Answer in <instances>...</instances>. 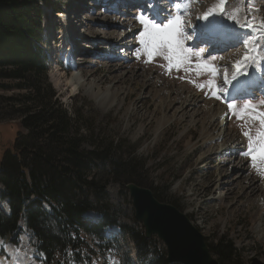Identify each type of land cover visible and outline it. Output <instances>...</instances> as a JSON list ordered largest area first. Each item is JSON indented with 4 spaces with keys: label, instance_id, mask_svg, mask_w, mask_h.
I'll return each instance as SVG.
<instances>
[{
    "label": "rangeland",
    "instance_id": "obj_1",
    "mask_svg": "<svg viewBox=\"0 0 264 264\" xmlns=\"http://www.w3.org/2000/svg\"><path fill=\"white\" fill-rule=\"evenodd\" d=\"M51 1L55 9L46 10V19L43 22V48L48 61L51 60L47 62L50 71L48 79L59 94L60 100L68 107L70 105L74 107L77 104V108L80 107V101L85 100L90 111L88 114L94 122L95 136L103 140L105 145L111 142L120 143L123 159L133 160L136 164V171L145 185L139 187L151 190L155 197L157 195L161 199V202L176 207L186 215L205 238L206 244L210 245L222 236H229V240L240 254L238 264H264V165L260 166L259 163L249 161L247 152H249L250 142L244 135L248 132L255 141L258 134L264 131L259 121L252 119L253 115L264 112V101H243L241 104H236L240 106H237L235 111L228 112L223 93L225 87L221 82L223 78L201 68L192 72L193 66H196L194 59L200 57L196 55V52L188 54V61L178 71L174 66L170 68L168 61L161 57L163 55L150 59L140 43V33L144 30V26L137 20L140 7L133 0ZM209 1H193L192 24L184 26V29L193 27L196 31L198 21L203 15L202 12L198 17L195 15L200 8H207L203 12L208 13L212 7ZM226 1L232 2L237 7L243 0ZM255 2L262 5L264 0ZM169 5L171 7L172 3ZM80 8L82 12L79 11ZM246 9L248 12H245ZM55 11H60L61 14L56 15ZM168 12H171V9ZM73 14L75 18L72 19ZM240 14L251 26H256V29L252 28V33L262 31V25L257 28L260 26V21L251 15L255 14L252 10L244 8ZM63 15H67V22L69 20L72 22L74 19L80 22L77 27L76 48L75 45L67 44L62 36L60 38V32H63L65 27L59 25L60 19L65 18ZM107 22L116 25L111 26L112 32L106 31ZM87 26L97 28L102 36L89 38ZM113 32L118 37L114 44L109 42L105 45L99 41H106L104 39L106 34ZM195 37L199 46H203L206 42L199 41V31ZM60 40L65 42L67 47L64 57L61 55ZM95 40L100 43L92 42ZM186 40L191 41V38ZM233 48L240 50L241 45L230 49ZM192 49L197 50L194 47ZM259 50H263L262 47H259ZM263 52L264 50L261 51ZM213 56L216 55L210 54L212 59L205 61L204 64L216 68L221 57ZM97 63L100 65L96 66V71L98 68L106 72L114 66L117 70L122 69L121 74L126 78L132 74H138L137 81L128 83L133 90L132 94L128 95L130 90H127L128 86L124 84L116 85L117 90H114L116 88L111 90L113 83L101 84L99 88L102 91L109 89L111 92H119L112 107H102L95 97V93L99 92L98 87L91 92L90 85L77 88L69 83L74 71L69 72V70L72 67L76 68L77 65L76 72L86 71L88 79L99 81L102 77L101 72L94 74V65ZM171 72L172 74H169ZM147 76L150 77V81L146 79ZM218 84L223 86L220 89L223 94L221 99L217 97L220 94ZM213 88L214 90L211 91ZM215 88L218 89V95L215 94ZM122 90L127 93L120 95ZM178 91H182L183 94L180 96L185 99L191 96L196 97L200 102L199 109H196L201 114L198 123L188 124L190 117H182V115L175 117L174 111L180 107L179 105L166 114L162 113L163 109L160 108L162 100L172 92L178 94ZM255 96L260 95L255 94ZM184 98L182 100H185ZM246 104L251 108L245 109ZM214 107L222 109L221 114L226 115V122L220 119L221 114L217 116L216 112L209 113ZM228 110L230 111L231 108L228 107ZM208 117H215L216 126L220 125L226 136L223 140H227V143L223 140H213L216 126L207 128L208 122L205 123V120L207 121ZM223 123L227 125L222 126ZM19 131V122L8 119L6 113L0 112V162L5 151L13 147ZM216 144L225 145L224 149L235 147L222 152L227 160L223 166H219V161L212 162L204 157L210 147ZM229 181L230 184H228ZM126 187L112 182L106 190L111 207L108 212L118 224V227L107 233L109 238H117L109 244L103 245L99 242V245L106 249L96 248V254L90 264L143 263L137 258L136 248L131 238L120 233L119 227L122 226L134 228L137 233L144 235L141 225L136 221L135 209ZM1 194L3 189L0 188V209L5 212L7 204L1 199ZM90 219L95 220V217ZM21 241L20 246L15 248L8 242L0 240V264H43L44 255L40 253L38 242L33 235L25 233ZM151 242L152 250L166 253V248L156 240V237ZM210 254L217 261L211 251ZM146 262L147 260H144V263ZM63 264L76 263L67 259Z\"/></svg>",
    "mask_w": 264,
    "mask_h": 264
},
{
    "label": "trees",
    "instance_id": "obj_2",
    "mask_svg": "<svg viewBox=\"0 0 264 264\" xmlns=\"http://www.w3.org/2000/svg\"><path fill=\"white\" fill-rule=\"evenodd\" d=\"M54 9L51 0H0V112L20 126L0 162L1 199L10 210L0 209V238L18 246L30 233L43 264H90L95 248L106 249L99 242L109 244L106 229L118 226L108 212L109 185H145L135 162L123 159L120 143L105 145L95 136L85 100L68 107L49 82L43 22ZM88 213L101 219L92 223L84 219ZM120 229L142 262L169 264L165 252L152 250V240ZM212 244L218 264H238L229 236Z\"/></svg>",
    "mask_w": 264,
    "mask_h": 264
},
{
    "label": "bare ground",
    "instance_id": "obj_3",
    "mask_svg": "<svg viewBox=\"0 0 264 264\" xmlns=\"http://www.w3.org/2000/svg\"><path fill=\"white\" fill-rule=\"evenodd\" d=\"M132 1V0H131ZM247 1V2H246ZM256 0H243L242 2H240L238 4L237 2V7H235L232 2H228L226 1L225 3V12L221 14V12L219 11V0L215 1V0H210L209 3L212 5V7L209 9V12L206 13L208 16V26L207 29L205 30V32L203 34L200 33V29H199V41L201 43H204L205 41H218L220 38H222L223 36L227 35L228 37H230V35H233L232 37L236 36V35H242L244 36V42H243V47H241L240 50H234L230 49L232 47H228V50L220 53V63H221V70L220 73L222 75L223 80L221 82H223V85L225 87V92L224 96H225V101H230V100H237L234 97H236V93L239 90H241L243 88L242 82H245V86H251V89H253L252 92L257 93V91H255L256 89H258V86H254L255 85V80L251 77L250 71L252 73L255 72L256 75H259L260 73H264V52L261 53L258 52V48L260 45H264V24H262L261 22L264 21V3L262 5H259L255 2ZM244 8H248L249 10H252L256 15H257V19L260 21L261 25H262V31H260L259 33H254L255 35L253 36V38H250L251 33H252V27H241V25L245 24V18L241 17L240 12L244 11ZM207 8L203 9L201 12L205 11ZM82 12V9L80 8V10ZM77 12V11H76ZM80 12V13H81ZM245 12H248L247 9L245 10ZM157 11H154V14H156ZM168 15L170 12H167ZM165 13L163 16H166ZM60 12H56V15H60ZM249 14V13H247ZM75 14H73V18ZM168 15L166 17H168ZM65 16V18H61L59 25H64V31L60 32V35L62 36V39L66 40V41H71V45H75L76 48V41H77V27L80 24V22H77V19L69 20V22H67V15H63ZM202 19H205V15L202 17ZM234 21H239V23H234ZM71 22V23H70ZM77 22V24H76ZM248 22V21H247ZM249 24V22H248ZM82 25V24H81ZM250 25V24H249ZM75 26H76V31H75ZM111 26H116V25H112L110 23H106L105 27L107 28V32H112L111 31ZM87 31L88 33H90L89 38H99L100 36H102V34L100 33V31L97 28H93L91 26H87ZM62 28V27H61ZM68 29V30H67ZM80 30V29H79ZM75 31V32H74ZM67 32V34L65 33ZM254 32V31H253ZM76 37V38H75ZM78 37L80 38V35L78 34ZM237 37V36H236ZM75 38V39H74ZM104 39L107 41H103V40H99L102 41L104 43H109L110 44H114L115 39H118V37L113 33H108L106 34V36L104 37ZM126 39V36H125ZM190 40V38H189ZM75 41V42H74ZM213 46H207L206 47V51H210L212 49ZM227 47V46H225ZM67 47L65 46V42L62 44V46L60 47L61 50V55L62 57H64V53L66 51ZM75 52H77L75 50ZM76 54V53H75ZM257 54H259V60H257ZM72 55V54H71ZM245 55H248L249 59L247 61H245L243 58ZM237 62H240L242 64V68L244 69L243 72L241 73L240 76H234L235 73V64ZM91 64V63H90ZM100 64H96L95 66V71L94 74L96 75L97 73L102 74V77L99 81H92L91 79H88V76L86 74H88L86 71L83 72L78 71V65L75 68L74 71H72L71 77L69 79V83H72L73 87H85L87 85H90V91L93 92V90L98 87V91L95 93V97H96V101L100 102L102 105V107L104 106H110L112 107V105L115 104V101L117 99V96H119V92L117 91H113L111 92V90H113L114 88H116V85H127L129 82L132 81H137V79L139 78L138 74H132L131 76H127V78L125 76H123L121 74V70L122 69H118L114 66H112L111 68L108 69V71L104 72L102 70H99L97 68L96 71V66H98ZM231 67V68H230ZM93 68V67H92ZM101 69V68H100ZM232 69V70H231ZM232 71V72H231ZM225 77L227 78V80L229 81L228 84L224 83ZM147 80L150 81V77L147 76L146 78ZM104 83H113V88L111 90L107 89L105 91L100 90L99 86L101 84ZM261 87H264V82L259 84ZM154 86V85H153ZM130 90V92H128V95L132 94V88H130L129 86L127 87V90ZM114 90H117L114 89ZM89 91V90H88ZM119 91V90H118ZM124 93L126 94L127 91L122 90L120 95ZM182 91H178L177 93L172 92L166 99H163L161 102V106L160 108L163 109L162 113L166 114L167 112L171 111L176 105H179L180 107L177 108L174 111V115L175 117H177V115H182V117H190V121L188 122V124H194V123H198V119H200L201 114L196 110L199 109V103L196 97H189V98H184L182 95ZM178 95V96H177ZM223 95V94H222ZM248 97V96H247ZM182 98H184L185 100H182ZM214 107L212 108L209 113H217L216 115L219 116L221 114V108L218 107ZM215 117H208L207 121L205 120V123L208 122L207 128H214L216 126V121H214ZM222 121L226 122V115L224 113L221 114V118ZM227 125V123H223L222 126ZM207 128H205V130H208ZM219 128V129H218ZM218 129V130H217ZM225 136V133H223L222 129L220 128V125L216 126L214 128V134H213V140H218L221 141L223 140ZM227 143V140H223V142ZM236 142V141H235ZM239 145V144H238ZM225 145H221L218 146V144H216L215 146L210 147V149L208 150V152H206L204 154V157L212 162H220L219 166H223L226 164V156L223 155L222 152H225L227 150H229V148L231 149H235V147H229V148H225ZM228 184H230V181L228 182ZM252 189V188H250ZM248 189V190H250ZM252 195V194H251ZM250 195V196H251ZM197 229V228H196ZM198 230V229H197ZM200 233V232H199ZM201 234V233H200ZM203 263L205 262L204 260H202Z\"/></svg>",
    "mask_w": 264,
    "mask_h": 264
},
{
    "label": "water",
    "instance_id": "obj_4",
    "mask_svg": "<svg viewBox=\"0 0 264 264\" xmlns=\"http://www.w3.org/2000/svg\"><path fill=\"white\" fill-rule=\"evenodd\" d=\"M126 189L145 237L148 240L157 237L165 245L169 264H218L204 237L186 215L176 207L160 202L149 189L137 185H128Z\"/></svg>",
    "mask_w": 264,
    "mask_h": 264
},
{
    "label": "snow or ice",
    "instance_id": "obj_5",
    "mask_svg": "<svg viewBox=\"0 0 264 264\" xmlns=\"http://www.w3.org/2000/svg\"><path fill=\"white\" fill-rule=\"evenodd\" d=\"M225 3L226 0H219V11L221 13L225 12ZM169 14L171 15V13ZM207 18L208 16L206 14L205 19ZM138 19L139 22L144 26V30L140 33V43L144 46L150 59L157 55H163L164 59L168 61L170 68L174 66L177 69H179L184 63L188 61V54L192 53L193 49L183 47L184 42L180 38L181 19L179 16L168 20V22L164 24L157 23L154 19L146 16L144 13H141ZM234 23L238 24L239 21H234ZM261 23L264 24V21ZM250 26L251 25H249L247 21H245L244 25H241V27ZM165 50L167 54H165ZM201 54V51H196L197 56ZM243 59L247 61L249 59L248 55H245ZM196 67L205 69L214 75L217 71L215 67L208 64H199ZM234 67L236 72L239 73L241 71L242 64L237 62ZM224 83H229L226 77ZM233 106V104H229V108H232ZM249 108H251V106L246 104L245 109ZM252 119L259 121L260 125L264 127V112L253 115ZM244 135L248 137L250 142L249 154L255 153L251 155V159L253 161H256L257 159L264 161V131H261L258 134L255 141H253L251 135L248 132H245ZM254 145H258V147H254Z\"/></svg>",
    "mask_w": 264,
    "mask_h": 264
}]
</instances>
